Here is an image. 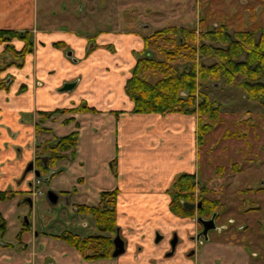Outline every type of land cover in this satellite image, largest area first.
<instances>
[{"label":"crops","instance_id":"0c3cea01","mask_svg":"<svg viewBox=\"0 0 264 264\" xmlns=\"http://www.w3.org/2000/svg\"><path fill=\"white\" fill-rule=\"evenodd\" d=\"M46 1L0 0V29L29 30L34 39L33 50L24 57L22 67L10 65L2 69L8 59L0 57V79L7 84V88L0 89V190L19 192L12 199L0 201V216L6 223L4 234L0 235V264H223L222 258L215 257L220 249L226 264H248L250 258L238 243H219L210 237L201 242L187 241L197 233L196 222L169 209L167 188L173 176L177 172L192 173L197 120L194 115L178 112H131L133 103L124 87L135 55L143 48V37L152 32L149 25L138 23L134 29L125 30L112 28L110 0L99 3L88 0L87 10L95 13L94 18H102L98 22L110 26L98 28L92 34L81 33L67 26L73 23L69 16L78 20L83 11L81 5L74 8L73 2ZM63 16H67L68 23L50 28L42 25L54 18L60 22ZM113 23L122 24L119 20ZM57 41L68 49L53 46ZM11 43L17 50L23 46L18 39ZM3 52L4 43H0V56ZM66 82H73L74 86L60 91ZM81 100L96 111L54 113L40 124L43 128L35 130L37 111L72 108ZM111 111L120 113L115 133L120 147V181L113 178L109 165L113 151L100 149L97 142L89 144L98 136L95 121L90 127L89 121L96 115L108 116L110 120ZM69 117L72 119L67 120ZM51 120L56 124H51ZM83 120L88 125L82 124ZM127 120L134 128L124 127ZM184 124L187 129H183ZM75 125L80 126L82 148L50 168L44 178H49V190L56 197L50 200L46 195L47 203L40 202L31 194L39 184L35 181V168L30 171L25 168L30 161L34 164L37 145L71 132ZM109 125L110 134L111 121ZM187 155L189 161L185 165ZM141 158L153 161L152 169H143L149 171L147 175L136 170L139 162H143ZM112 189H118L116 222L126 250L117 257L84 259L58 235L64 231L82 237L97 233L92 215L80 213L76 205H95L101 191ZM63 202L66 207L61 209ZM55 204L57 207L53 208ZM49 218L59 225L58 230L51 232L49 226L37 230L38 223L51 222ZM10 227H14V242L3 240ZM173 233L182 242L177 246V255L168 257L167 241ZM157 235L162 238L159 243ZM193 246H196L194 255L185 258L184 252ZM238 257L242 259L238 261Z\"/></svg>","mask_w":264,"mask_h":264},{"label":"trees","instance_id":"16d2710c","mask_svg":"<svg viewBox=\"0 0 264 264\" xmlns=\"http://www.w3.org/2000/svg\"><path fill=\"white\" fill-rule=\"evenodd\" d=\"M13 39L23 42L21 49H15L11 43ZM0 43H4V52L0 57L8 59L2 69L10 65L22 67L24 57L33 50L34 39L29 30L20 32L0 29ZM53 46L66 47L62 41L53 42ZM179 59L182 60V66ZM219 82L237 85L245 98L256 101L264 112V26L231 30L227 24L222 23L198 33L195 28L177 26L154 30L143 37V48L135 55V63L124 88L133 103L132 113L178 112L195 115L197 144L200 145L219 121L222 105L207 93V87ZM6 86L5 80L0 79V89ZM58 111L96 110L81 100L72 108L37 111L35 130L43 128L40 125L41 119ZM71 119L69 117L67 120ZM77 140L78 131L73 130L37 145L34 164L41 175L47 174L51 167L68 154H74ZM41 156H47L46 164L41 161ZM195 188L194 173L182 172L174 178L167 189L169 209L173 214L205 218L217 211L220 202L206 196V186H199L196 197ZM254 190L264 192V185L254 186ZM17 194L19 192L12 189L0 190V201L12 199ZM117 194L118 189L101 191L97 204L76 205L80 213L92 215L97 233L82 237L64 231L58 235L82 258L94 260L111 257L112 240L119 229L116 222ZM183 202L195 203L197 207H184ZM5 228L6 223L0 216V235L4 234Z\"/></svg>","mask_w":264,"mask_h":264},{"label":"rangeland","instance_id":"374dc122","mask_svg":"<svg viewBox=\"0 0 264 264\" xmlns=\"http://www.w3.org/2000/svg\"><path fill=\"white\" fill-rule=\"evenodd\" d=\"M64 1L65 3L73 2L74 8L77 4L82 6L83 11L79 13L78 20L69 16V19H73L71 24V22L68 23L67 16H63L60 22H57L58 18H54L51 22L43 23V26L50 28L59 26L61 23H68L67 26L70 29L89 34L98 28L110 26V24L98 22L102 18H94L95 13L87 10L88 0ZM46 2L52 4L53 0ZM96 2H103V0H96ZM110 5L112 8L111 27L123 30L127 27L134 29L138 23H147L150 32L167 26H177L195 28L198 33L222 23L227 24L231 30L257 29L264 26V0H110ZM105 11L108 13L107 6ZM102 13L103 11L99 17ZM115 20L121 21L122 24L113 23ZM178 61L182 66V60ZM207 93L209 97L221 103L222 109L219 121L200 145L197 144L196 134V145L194 144L195 149H193V169L195 170L192 169V173L196 174L195 197L199 186L204 184L207 188L206 196L210 199H218L220 202L217 209L218 216L215 220L217 228L209 232L210 238L224 244L238 243L246 252V257L250 258L248 264H264V192L254 190V186L264 185V112L256 101L246 99L242 90L235 84L219 82L207 87ZM103 111L109 112V110ZM111 113L110 120L108 116L96 115L94 120L89 121V127L95 121L98 130V136L94 137L93 142L89 144L97 142L100 149L113 151L109 165L113 178L119 180L118 149L120 147L115 133H118L120 113L115 111ZM92 118L93 116L90 117ZM44 120L48 118L41 119L40 124L43 125ZM110 121L113 129L109 134ZM81 122L88 125L87 120ZM51 124L54 125L56 122L51 120ZM124 127L134 128L128 120L124 122ZM79 128V125H75L74 130L78 131V140L74 152L82 148ZM183 129H187L186 124L183 125ZM131 134L134 136L132 131ZM185 137V135L182 137V143L185 142ZM83 142L85 149L86 141L83 140ZM185 147L188 150V146ZM68 157L70 158L71 154H68ZM98 158L96 156V161L100 162ZM140 160L143 162H139L140 165L136 170L152 169L151 162L153 161L146 160V158ZM183 161L186 165L189 161L188 155ZM144 173L147 175L149 171H144ZM180 173L182 172H177L173 176L171 183ZM35 181L39 183L38 187H35L36 190L41 191V193H36V198L40 199V202L46 201V193L51 188L49 178L41 182L37 178ZM56 207L57 204L53 205V208ZM60 207L61 209L66 207L65 202L60 204ZM49 219L51 222H39L37 230L41 226L43 228L49 226L51 232H56L59 225L53 221V218ZM13 228L10 227L4 235V241H15ZM224 256L225 254L220 249L215 257L222 258L223 264H226ZM241 259L237 258L238 261Z\"/></svg>","mask_w":264,"mask_h":264},{"label":"water","instance_id":"95a60500","mask_svg":"<svg viewBox=\"0 0 264 264\" xmlns=\"http://www.w3.org/2000/svg\"><path fill=\"white\" fill-rule=\"evenodd\" d=\"M67 54H70V51H67ZM74 86V83L73 82H66L62 85L61 88H59L60 91H65V90H69L71 89L72 87ZM42 160L44 162H46L47 160V157H43ZM30 170H33V162L30 161L28 163V165L26 166L25 168V171H30ZM35 175L36 177H38L40 174H39V171L38 170H35ZM48 199L50 200H54L56 195L51 191V190H48L47 193H46ZM183 205L184 207H187V208H192L195 206L194 203H189V202H183ZM201 225H202V231L199 233V235H197V238L200 236V235H203L204 238H207V233L210 229H213L215 227V223H214V214L209 218V219H202V218H198L197 219ZM160 238L159 235L156 236V240H158ZM113 251L111 253V256L112 257H117L118 255L122 254L124 252V241L123 239L121 238V236L119 235L118 232H116V234L114 235L113 237ZM176 241H177V237L176 235H174V238L170 241V245L172 248L175 247V244H176Z\"/></svg>","mask_w":264,"mask_h":264},{"label":"flooded vegetation","instance_id":"af4514ba","mask_svg":"<svg viewBox=\"0 0 264 264\" xmlns=\"http://www.w3.org/2000/svg\"><path fill=\"white\" fill-rule=\"evenodd\" d=\"M36 148H37V146H36ZM35 151H36V149H35ZM44 157H47V156H44ZM42 158H43V156H41V161L44 163V164H46V162H44L43 160H42ZM35 160V159H34ZM47 161V160H46ZM33 162V161H32ZM33 166H34V168H35V170H38V168L35 166V164H33ZM35 170H34V172H35ZM39 171V170H38ZM39 176L38 177H36V179L38 178V180L41 182V181H44L45 180V176H46V174H42L41 175V173L39 172ZM195 204V203H194ZM200 205V204H199ZM195 207H197V205L195 204V206L194 207H192V208H195ZM214 214V223H215V220H216V218H217V216H218V213H217V211H215V212H213L212 214H211V216ZM211 216H209V217H205V218H203V217H200V216H194V217H190L191 219H194V221L196 222V224H197V226H198V230H197V233L194 235V237H193V235H190L187 239V241H196V242H201V241H203V240H208L209 239V232L211 231V230H214V229H216L217 228V226H216V224H215V227L213 228V229H210L209 231H208V233H207V238H204L203 237V235H200L198 238H197V235H199V233L202 231V225H201V223L197 220L199 217L200 218H202V219H209ZM117 232L119 233V229L117 230ZM120 235V234H119ZM174 235H176V237H177V241H176V244H175V247L174 248H172L171 247V245H170V241L174 238ZM191 237H192V239H191ZM162 240V238L161 239H158L156 242L157 243H159L160 241ZM182 242V240L179 238V236L176 234V233H173L171 236H170V238L168 239V241H167V249H166V251H165V254H168L169 256L168 257H175L176 255H177V246H178V244H180ZM196 245H198V244H196ZM124 252H125V250H126V247H125V244H124ZM195 251H196V247L195 246H193V247H189L185 252H184V254H185V258H190L191 256H193L194 255V253H195ZM253 260H255V259H253ZM252 264V263H251Z\"/></svg>","mask_w":264,"mask_h":264},{"label":"built area","instance_id":"2783aa9c","mask_svg":"<svg viewBox=\"0 0 264 264\" xmlns=\"http://www.w3.org/2000/svg\"><path fill=\"white\" fill-rule=\"evenodd\" d=\"M37 192L41 193V191H37L36 188H33L31 194L35 196Z\"/></svg>","mask_w":264,"mask_h":264}]
</instances>
